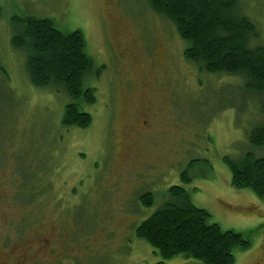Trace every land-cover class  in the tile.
Segmentation results:
<instances>
[{
	"label": "rangeland",
	"instance_id": "374dc122",
	"mask_svg": "<svg viewBox=\"0 0 264 264\" xmlns=\"http://www.w3.org/2000/svg\"><path fill=\"white\" fill-rule=\"evenodd\" d=\"M0 8V264H203L182 255L163 260L136 235L171 201V186L250 241L234 264H264V200L234 188L224 161L264 156L248 142L264 125L262 96L247 92L242 76L187 62L185 42L149 0H0ZM237 11L255 25L251 45L264 46V0H240ZM28 15L81 32L93 62L85 84L96 98L83 105L87 128L63 125L70 101L63 90L30 82L26 53L11 41L14 18ZM134 96L137 108L143 100L156 114L150 141L131 131L129 122L141 118L131 110ZM33 179L45 196L28 214L15 196ZM145 192L150 207L140 202Z\"/></svg>",
	"mask_w": 264,
	"mask_h": 264
},
{
	"label": "trees",
	"instance_id": "16d2710c",
	"mask_svg": "<svg viewBox=\"0 0 264 264\" xmlns=\"http://www.w3.org/2000/svg\"><path fill=\"white\" fill-rule=\"evenodd\" d=\"M239 1L149 0V5L174 25L185 42L183 57L187 62L207 74L242 76L246 91L262 96L260 105L264 113V46L251 45L256 39V28L238 13ZM13 23L19 30L11 37L12 45L26 53L30 82L38 87L63 90L70 98L64 106L63 125L87 128L92 118L83 105L93 104L96 98L94 89L85 84L93 62L85 51L81 32H64L51 19L31 15L15 17ZM248 142L256 148L264 147V125L250 130ZM224 161L234 188L249 189L264 200V156L247 152L237 160ZM28 184L22 182L15 197L30 214L31 206L33 210L45 191L39 192L41 182L34 179ZM168 193L171 201L135 229L136 235L163 260L182 255L203 264H234L235 251L250 247V241L242 233L224 230L212 222L209 213L195 206L184 188L171 186ZM153 200L149 192L140 196L145 207H150Z\"/></svg>",
	"mask_w": 264,
	"mask_h": 264
},
{
	"label": "flooded vegetation",
	"instance_id": "af4514ba",
	"mask_svg": "<svg viewBox=\"0 0 264 264\" xmlns=\"http://www.w3.org/2000/svg\"><path fill=\"white\" fill-rule=\"evenodd\" d=\"M119 54H121L123 61L128 60L129 56L131 55L129 50L120 51ZM130 83H131V81H130ZM133 88H134V84H130L128 86V91H131ZM116 91H118V89ZM131 98L132 99H130V105L132 106L131 107L132 112L135 114H136V112H138L137 114L141 115L140 124L138 123V118H137V120H134L131 123L129 122V125L131 126V129H132L131 131H133L134 134L138 138L142 139L144 142L150 141L151 138L156 133V130L154 131V133H152L153 128H151L156 114L154 112H152V109H148L146 101L141 100L143 102V104L140 108H137L136 107V105H137L136 104L137 103L136 96L131 97ZM119 103H120V98H119V95L116 94V96H115V105H116L115 115L116 116H117V108L119 106ZM143 116H145L146 119Z\"/></svg>",
	"mask_w": 264,
	"mask_h": 264
}]
</instances>
